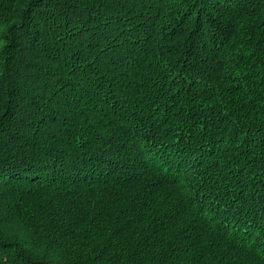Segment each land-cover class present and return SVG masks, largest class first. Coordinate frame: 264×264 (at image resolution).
<instances>
[{"label":"trees","instance_id":"obj_1","mask_svg":"<svg viewBox=\"0 0 264 264\" xmlns=\"http://www.w3.org/2000/svg\"><path fill=\"white\" fill-rule=\"evenodd\" d=\"M0 264H264V0H0Z\"/></svg>","mask_w":264,"mask_h":264}]
</instances>
